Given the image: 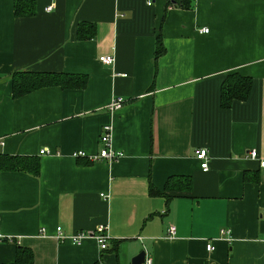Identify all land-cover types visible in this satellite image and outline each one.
I'll list each match as a JSON object with an SVG mask.
<instances>
[{"label": "crops", "instance_id": "1", "mask_svg": "<svg viewBox=\"0 0 264 264\" xmlns=\"http://www.w3.org/2000/svg\"><path fill=\"white\" fill-rule=\"evenodd\" d=\"M150 2L21 0L33 13L15 17L14 0H0V154L38 164L35 176L0 171V236L12 239L0 241V264L18 249L31 264H129L140 251L152 264H264V0ZM17 72L86 82L13 99ZM232 75L250 88L223 109ZM113 97L125 103L108 112ZM104 126L121 156L91 162ZM103 226L100 251L89 235ZM56 227L87 237L58 242Z\"/></svg>", "mask_w": 264, "mask_h": 264}, {"label": "trees", "instance_id": "2", "mask_svg": "<svg viewBox=\"0 0 264 264\" xmlns=\"http://www.w3.org/2000/svg\"><path fill=\"white\" fill-rule=\"evenodd\" d=\"M31 2V0H26ZM185 0H167L169 3H175L179 7H184ZM21 0H14L13 15L15 17H26L32 15L30 5H21ZM163 51L159 39L156 40L154 49V58L157 59ZM86 78L84 76H73L66 74H47L17 72L10 77L11 97L19 98L25 94L45 87H59L61 89H82L85 86ZM251 81L248 78L229 76L222 83L220 88L219 104L225 109L230 106L234 100H244L250 88ZM18 170L35 176L38 172V164L34 159L28 157H12L0 154V171ZM155 191L150 189L149 194ZM1 241H5L2 239ZM23 254L22 259L18 258ZM15 264H31V254L28 251L18 249L16 252Z\"/></svg>", "mask_w": 264, "mask_h": 264}, {"label": "built area", "instance_id": "3", "mask_svg": "<svg viewBox=\"0 0 264 264\" xmlns=\"http://www.w3.org/2000/svg\"><path fill=\"white\" fill-rule=\"evenodd\" d=\"M146 5H150V0H145ZM45 11H50V7H47ZM199 33H207L208 29L201 28L198 30ZM98 62L105 66H110L113 63L112 57H99ZM123 76V75H122ZM125 103V100L122 97H113L109 104L106 107V110L108 112H113L118 110L123 104ZM99 144L101 145V148L99 149L98 153L92 157H88V160L91 162H98V161H105V162H111L116 160L121 156V153L114 151L110 146V131L107 126H104L101 134L99 135ZM44 153V150L39 151V154L42 155ZM193 155L195 160L199 163V169L203 172L207 170V153L205 149L197 148L193 151ZM71 157L73 159L78 158H86L84 153L82 152H73L71 154ZM248 157L252 160L256 159V153L255 151H249ZM258 166L260 168L264 169V161H258ZM264 214V213H263ZM42 232V230H40ZM167 233L169 236L174 235V228L168 227ZM220 236H224L225 240L227 242L230 241V234L229 230L222 229L219 231ZM94 241L97 243L98 248L100 251L107 249V243H108V235L106 231V226L97 228L92 234H90ZM87 237V234L84 232H77L71 236H64L60 230L59 227L55 228V239L58 242H63L65 240L69 241L73 245H78L82 242L84 238ZM4 239L0 236V241ZM5 241H11L12 239L5 238ZM205 252L210 253L213 251V245L210 240L205 242L204 246ZM142 264H152L151 258L144 255V260Z\"/></svg>", "mask_w": 264, "mask_h": 264}, {"label": "water", "instance_id": "4", "mask_svg": "<svg viewBox=\"0 0 264 264\" xmlns=\"http://www.w3.org/2000/svg\"><path fill=\"white\" fill-rule=\"evenodd\" d=\"M144 251L138 252L135 256L130 259L129 264H142L144 260Z\"/></svg>", "mask_w": 264, "mask_h": 264}]
</instances>
